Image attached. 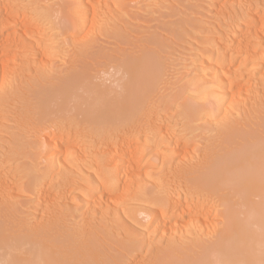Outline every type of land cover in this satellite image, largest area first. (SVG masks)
<instances>
[{"label": "rangeland", "instance_id": "rangeland-1", "mask_svg": "<svg viewBox=\"0 0 264 264\" xmlns=\"http://www.w3.org/2000/svg\"><path fill=\"white\" fill-rule=\"evenodd\" d=\"M245 1L235 0L233 3L232 0H221V2L220 0H81V2L0 0V12L5 9L4 12L11 10L17 14L15 22L13 19L7 20L4 35L0 38V64L3 66L0 65L3 69L0 67V180L5 181L6 185L5 189L0 190V225L14 234H26V239L30 237L28 240L35 238L38 246L41 247L49 238L51 243L46 242L49 246L60 251L70 249L68 252L73 254H76V251L79 254L87 246H91L93 241L92 244L96 243V246H100L98 249H102L98 258L101 259L104 255L101 260H106L107 264L109 259L124 261L126 258L127 262H130L128 264H152L156 260L159 261V256L161 258L170 248L177 249V255L173 258L179 257L178 259L182 261L197 259L199 262L201 259L199 260L197 253L199 247H196V244L206 245L205 240H208L211 234V230L207 228L213 225L220 226L224 219L218 199L211 197L207 201H204L205 199L202 201L203 193L193 191L187 184L185 168L193 167L192 171L195 172L206 165L226 141L225 133L229 132L227 129L236 128L233 127L234 124L239 131L243 133L246 131L245 134H249L246 136L258 134V137L255 135L252 139L254 137L257 139L260 135L264 138V119L262 120L264 66L257 65V67L258 61L254 60L243 62L240 67L236 61L227 64L230 59L228 52L230 53L234 43L229 41L231 37L228 35L232 38L233 35L243 36L242 31L246 32L243 21L249 16H255L257 12V15H264V0ZM215 2L216 4L219 2L218 5ZM85 3H88V8L83 7ZM237 4L241 9L239 11ZM230 6L236 7L234 13L233 9L229 10L231 15L227 8ZM257 6H259L258 11L255 10ZM219 10L220 12L227 10L228 14L217 12ZM261 10H263L262 14ZM93 11L95 16L92 14ZM237 13L239 16H236ZM224 15H227V18ZM241 17L244 19L242 20ZM235 26L238 30L234 28ZM32 30L34 33L31 32ZM28 32L31 33L30 36ZM225 42L231 46L224 45ZM218 43L224 48L222 52L225 55L220 52L222 56L219 57L224 62L227 61L225 69L231 72L237 70V77L228 75L230 81L235 80L243 89L240 94L241 102L237 100L232 103L234 105L222 98L220 103H214L212 106V96L206 94L197 98L195 94L206 82L199 73L200 68L203 67L201 65L206 57H213L212 54L214 55L217 49H221ZM127 57L137 58L142 63L154 67L153 69L149 68L150 65H144L149 68L148 70L151 69L148 72L151 73L150 75L154 73L150 87L148 82L145 84V80L143 81L146 77L144 76L146 68L143 65L144 70L141 71L143 76L140 74L138 77L140 79L134 82L147 85V88L144 87L145 96L142 106L139 107V112L142 108L141 113L129 124L103 120L92 124L84 114L94 103L95 90L104 98V102L116 100L120 95L125 94L130 78L123 68V61ZM237 58L238 61L244 59L243 56ZM77 72L81 74L79 86L67 96L55 95L46 102V111H41V93L57 87L61 81ZM2 74L5 76L3 77ZM139 83L136 85L140 86ZM227 84L225 82V87L228 86ZM226 90V88L223 90L222 96L228 92ZM149 121L154 123L151 124ZM34 123L35 127H33ZM261 124L259 128L258 125ZM154 125H157L156 128ZM165 126L167 130L170 129L168 134L172 133L170 136L172 142L169 145L162 138L163 131H166L163 129ZM251 129H256L257 133L254 131L252 134L248 133L247 131ZM59 130L64 142L54 149L52 144L57 143ZM132 133L145 134L144 146L140 149L142 151L139 150L145 163L142 164L141 170L136 172L140 177L134 178L136 185L129 188L131 191L127 188L128 192L122 185L120 188L123 191L125 189V194L120 188L113 194L115 199L112 200V207L108 208V211L104 204L96 205L97 208L93 211L91 207L83 204L87 199L83 196L85 189L95 181L94 171L97 167L104 173L111 171L105 168L104 161L112 155L114 145L129 141ZM152 133L157 135L153 136ZM150 137L152 138L149 139ZM153 137L156 139L152 140ZM176 143L181 147H187L192 155L191 163L181 161L179 165L183 155L178 153L176 155L175 147L170 148ZM243 145L242 148H248L250 144ZM162 147L169 148V151L168 149L164 150L165 152L161 151ZM51 148L61 154V162L67 157V153L72 155L77 152L76 154L79 155H76L77 160L75 158L73 163L70 160L64 161L62 163L64 166L60 163V167L54 172L55 168L49 167L53 166L51 163L55 161L51 159ZM159 152L166 154L164 156L166 161L176 155L178 163L177 160L168 161L169 167L165 165L166 161L162 164ZM78 156L81 157L78 159ZM175 164H178L177 167ZM146 171L150 178L156 176L153 182V178L145 179ZM136 180L142 183L141 189L136 188L139 185ZM44 183L48 185H43ZM177 194L184 199V206H187L185 204L189 201L193 200L192 203L195 201L197 203L200 200L204 210L201 214L184 216L182 228L185 231H178L174 235L167 232L163 237L159 235L163 238L160 240L155 233L154 235L148 233V230L149 232L151 230L148 229L150 218L161 204L163 207L166 205L168 197ZM163 196L164 199L166 198L164 201ZM199 196L202 198L199 199ZM233 198L239 201V196ZM158 199L163 202H159ZM255 201L261 202L257 198ZM262 206L264 207V203ZM206 207L210 211L206 220L208 227L203 228L199 233L200 236L199 234L197 236L186 223L196 217L201 220L206 218L203 217L208 211ZM238 210L243 212L244 208L238 207ZM50 224L56 225L55 229L59 230L53 231L55 233L52 232V235L50 232L44 237L46 236L44 230H47ZM187 228L189 230H186ZM32 232L36 233V236ZM42 232L44 235L41 234ZM192 245L195 246V250L192 249L193 252L196 251L194 253L190 249ZM70 247H74V251ZM133 248L137 251L134 249L132 253ZM181 249H187L189 254L184 256ZM129 250L132 255L127 253ZM190 257L191 259H188ZM126 260L125 264H127ZM179 260L177 261L180 262Z\"/></svg>", "mask_w": 264, "mask_h": 264}, {"label": "bare ground", "instance_id": "bare-ground-1", "mask_svg": "<svg viewBox=\"0 0 264 264\" xmlns=\"http://www.w3.org/2000/svg\"><path fill=\"white\" fill-rule=\"evenodd\" d=\"M78 1L81 2V0H78ZM237 1H239V0H236V2ZM261 1H263V0H261ZM212 2L214 3V1H212ZM220 2H221V0H220ZM232 2L234 3L235 0L234 1L232 0ZM218 3L216 4V2H215L216 5H218ZM87 4L85 3V5L83 7L88 8ZM221 4H223V3H221ZM242 4H244V3H242ZM237 5L239 6V4H237ZM219 6H221V5H219ZM223 6H224V4H223ZM79 7H80V5H79ZM246 7L248 8V6H246ZM246 7H244V9ZM223 8H221V9H223ZM227 8H228V11L230 9H233V13H234L236 7L231 8V6H230V8L229 7H227ZM247 8L245 9L246 11H247ZM237 9L239 11L240 6ZM223 10H225V8ZM223 10H221V12H220V10L217 12L222 13ZM255 10L258 11L259 6H257ZM4 11H5V9H4ZM4 11L0 12V38L4 35L5 29L7 27V24H6L7 20L10 21V19H13V21L15 22L16 17H17V14L11 10H9L8 12H4ZM81 11L82 10H80V14H81ZM256 11H254V12L256 13ZM217 12H216V14L218 15ZM225 12L227 13V10L224 11L223 13H225ZM262 12H263V10H261V14H262ZM83 13L85 14V12H83ZM228 13L231 15L230 11ZM250 13H252V12L250 11ZM255 13H253V14H255ZM257 13L255 16H249V17H247V19H245L243 21L244 23H242V24L245 26L244 29L246 31V32L242 31L243 36H241L242 35L241 34L239 37L238 36L234 37L236 35L232 34L233 35V38H232L231 35H228L231 37V39L229 41H234V43L231 42L233 44L232 45L233 47H232L231 51L229 50L230 53L228 52V54H230L229 55L230 59H229L227 64H230L231 62L236 61L237 63H239L238 66L240 67L241 63L254 60V61H258L257 64L254 62L256 64V66L257 65L260 67L264 66V15H257ZM84 14H83V16H85ZM92 14L94 15V11ZM253 14H251V15H253ZM236 16H239L238 13L236 14ZM243 19L244 18H242V20ZM233 20H235V19H233ZM240 21H241V19H240ZM16 24L17 23H15V25ZM240 25H241V23H240ZM236 26L234 28L237 29ZM16 27H17V25H16ZM234 28H232V29H234ZM237 30H235V31H237ZM31 32L34 33V30H32ZM239 32H241V31H239ZM227 33H228V31H227ZM237 33H238V31H237ZM244 33H246V34L244 35ZM28 35L30 36L31 33L28 32ZM225 38H227V36H225ZM227 39H229V37ZM217 40H216V43L218 42ZM229 41H228V43H229ZM219 42H221V41H219ZM226 43L227 42H225L224 45L227 46L228 44H226ZM214 45H213V48H214ZM218 45H219V43H218ZM211 46H212V44H211ZM226 46H224V47H226ZM228 46H231V45H228ZM219 47H220V45H219ZM223 49L224 48L217 49L215 51V54L214 55L212 54L213 57H211V58L206 57L205 58L206 60H204V62L201 65L203 67H201V68L199 67L200 68L199 73L203 77V79H206V82H204L202 84V87L197 91V93L195 92V94L197 95L196 96L197 98L201 95H202L201 97H203V95H206V94L207 95L209 94V96H212V98H213V103L211 102L212 106L214 105V103H218L222 98L229 100L231 102V105H234L232 103H234L237 100H240V96H241L240 94L242 93V90H243L242 86H238V84L236 83L235 80L230 81V78H229L230 76L228 77V75H231V74L233 76L235 75V77H237L238 75H236L237 70H235L236 72H234V71L231 72V71H227L225 69V66H226L225 64L227 61L225 60L226 62H224V60L223 59L221 60L219 57L220 52L221 53L224 52ZM225 49L227 50V47ZM222 50H223V52H222ZM223 55H225V54L223 53ZM204 56H206V54ZM220 56H222V55H220ZM237 56L238 57L243 56L244 59L238 61L239 58H237ZM202 59H204V58H202ZM143 61H145V60H143ZM146 64L148 65V63H142V61H140L137 58L127 57L123 61V68L125 69L126 73L129 74L130 78L128 81V85H127L125 94L120 95L118 97V99H116V100H109V101L107 100V102H104V98H102L101 95L98 94V92L95 90L94 93L96 94V96L94 98V103H93V105L91 104L90 107L86 110L84 117L89 118V122H91L92 124L93 123H99L101 120L109 121V122H116V121L117 122H125L127 124H129V122L131 123V121L133 122L134 118H136L139 115V113H141V110H142V108H141V110L139 112V109H140L139 107H140L141 103L143 102V98L145 96V93H144L145 90L144 89L147 88V85H145V84H147L146 82H148L149 87L152 85L151 80H153L152 76L154 73L152 72V75H150L151 73H148V72L151 71V69L150 70H148V69L150 67H152L154 69V67L149 64L150 65V66L148 65L149 68H146L147 66H144ZM255 64H253V65H255ZM142 65L146 68V71H147V72L145 71V73H144V76L146 75V77H144V78H146V79H144L142 77L143 75H142L141 71L144 70V67ZM2 67H1V69H2ZM142 67H143V69H142ZM6 72H7V70H6ZM140 74L142 75L141 78H143V81L145 80L144 81L145 86L140 85L141 82L140 83L136 82V83H139L141 88H140V86L136 85V83H134L137 79H140V78H138L140 76ZM2 75H3V77L5 76V74H2ZM6 77H5V79H6ZM139 81H141V80H139ZM80 82H81V74H80V72H77V73H74L73 76L67 78L66 80L61 81L60 84L57 85V87H55L51 90H48L47 92H42L41 96H40V100H41L40 109H41V111H43V112L46 111V109H45L46 105L45 104L48 100H51V98H53L57 94L62 95V96H67L72 90H74L76 87L79 86ZM144 82H142V84ZM149 82L151 84H149ZM199 82H202V81H199ZM220 82H222L223 84H221ZM225 82L228 83L227 84L228 88L225 87L226 86ZM217 83H220V84H217ZM225 88L228 90V92H226L225 95L222 96L221 93H223V90H225ZM240 102H241V100H240ZM211 104H209V105H211ZM238 104H239V102H238ZM262 107H263V105H262ZM230 108H232V107H230ZM262 109H264V108H262ZM103 111H105V114H103ZM263 119H264V117H262V120ZM153 121L152 122L149 121V122H151V124H153L157 120H155L154 122ZM260 123H262V121H260ZM151 124H149V125H151ZM234 125L235 126H233V127H236V128L231 129V130L227 129L229 132L226 131V133H225L226 134V137H225L226 141H224L223 144L216 151V153L211 156V160L208 163H206V165L201 166V168H199L195 172L192 171L193 167H192V169H191V167H188L189 169L185 168L186 169L185 181L187 182V184L192 188L193 191L200 193V194L203 193L202 195H204L203 199H201L202 197H200V196H199V199H201L202 201L204 199H205L204 201H207L211 197L218 199V201H219L218 204H220L219 206L221 207V215L224 219L223 224H221L220 226H214L213 225V226H211L212 228L211 227L207 228V229L211 230V234H210V236H208L209 237L208 240H205V241H207V244L205 242L206 245H202L203 243L199 244L200 246L198 244H196V247L197 246L199 247V250L197 252L199 260L201 259L199 262L197 261V259L196 260L194 259L195 261H193V260L188 261L186 259H185V261L184 260L182 261V260L178 259L179 257L173 258L174 256L176 257V255H177L176 254L177 249L174 250V248H170V250L168 249L167 253L165 252L164 254H162L161 258L159 256V261L155 259L158 262L154 261L152 264H264V207L262 206V204L264 203V138L261 137V135H260L259 138L256 139V137H254V139H252V136L256 135V134L255 135L252 134V131H254V133H257L256 129L255 130L251 129V131H247L248 133L250 132L252 135L250 134L251 136H246V135H249V134H245L246 131L243 133L241 130L239 131V129H237L236 124H234ZM156 126H155V128H156ZM258 126H260L259 128H261L262 124L258 125ZM33 127H35V123H34ZM58 128H59V126H58ZM230 128H232V127H230ZM128 129H130V128H128ZM157 129H158V127H157ZM163 129L166 131H163L164 136H162V138L164 140H166V144L169 145L172 142V141H170V136H172V133H171V135L168 134V133H170V131H168L170 129L167 130L166 126ZM161 130H162V128H161ZM128 131H127V133H128ZM155 131H157V130H155ZM158 132H160V131H158ZM59 133H60V130H59ZM262 133H263V131H262ZM129 134H127V135H129ZM139 134H141V133H139ZM139 134L133 135V133H132V135H131L132 137L129 141H125V142L120 141L121 143L119 142L120 143L119 145L118 144L117 145L115 144L116 146L114 145L115 149H114L112 155L109 158H107L106 161H104L105 168L111 169L110 172L104 173V172H102L103 170L98 169V167L95 169V171H94L95 181L93 183L89 184L87 187L85 186L86 189H85V192L83 194V196H86V198H87L84 200L85 203H83V204H86V205H88V207H91L93 211H95V208H97V206H99V204L100 205L104 204L107 208V211H108V208L112 207L111 206L112 200L115 199L113 197V194H115L122 185L125 189H127V188L129 189L133 185H136L134 182V180H135L134 178L140 177V174L138 175L137 173L141 170L142 164L145 163V162H143V159L141 157L142 152L140 153V151H142L140 149L142 148V146H144L143 141L145 138H143V137H145L144 136L145 134L144 135H139ZM34 135H36V134H34ZM152 135H153V133H152ZM154 135L156 136L157 133ZM150 136H151V134H150ZM256 136L258 137V134ZM147 138H148V136H147ZM151 138L152 137H150L149 139H151ZM56 139H57V137H56ZM149 139H148V142H149ZM154 139H156V137L155 138L153 137L152 140H154ZM57 140H56L57 143H55V145L52 144V147L54 149L57 148L58 145H60V144L62 145L64 142L63 141L64 137L61 133L59 134ZM37 142H40V141L37 140ZM243 144H246V145L250 144V145L248 146V148H242V146L244 147ZM172 147H175L174 149H176V150L174 152L176 155H177V153L183 155L182 159L179 158L180 155L178 156V159H180L179 165L182 163L181 161H185V162H187V164L191 163L192 155H190L186 146H185L186 148L184 146L181 147V146H179L178 143H176L174 146L173 145L170 146V148H172ZM239 147H241V148H239ZM162 149L163 150H161V151H164L167 149L169 151V148L165 149V147H162ZM51 150H52V148H51ZM38 151H40V150H38ZM65 152H67V151L65 150ZM65 152H64V155L62 154L64 157L66 154ZM76 153L77 152H75L72 155L71 154L68 155V153H67L66 154L67 157L64 158L63 162L64 161L68 162V160H70L71 163H73V160L75 161V158L77 160L76 155H79ZM161 153H163V152H159V154H161ZM166 153H167V151H166ZM60 155L61 154L59 152H57L56 150H52L51 159L53 158L52 161L53 160H55V161H53V163L50 162L51 164H53V166L50 165L49 167L55 168L54 172L57 171L58 168L60 167V165L63 163L60 160ZM165 155H163V154L160 155L161 156L160 161L162 164H164V162L166 161L165 157H164ZM176 155L171 156L170 157L171 160H168L166 157L167 161H166L165 165L168 166L167 165L168 161L173 162L174 160H177ZM62 157H61V159H62ZM80 157L78 156V159ZM177 163H178V160H177ZM46 165H48V164H46ZM177 165H176V167H177ZM63 166H61V167H63ZM44 170L46 171V169H44ZM147 171H146V173L144 172V176L146 177L145 179L150 178L147 175L149 171L148 172ZM44 173H46V172H44ZM44 175H46V174H44ZM154 177H156V176L152 177L153 178L152 182L154 181V179H156ZM152 178H150V180ZM52 179H53V176H52ZM49 180H50V178H49ZM130 180L132 183L134 182V184H132L130 182ZM51 181H53V180H51ZM51 181H49V183H51ZM83 181L84 180H82V183H83ZM136 181H138V180H136ZM46 182H48V181H46ZM147 182H150V181H147ZM155 182H157V181L155 180ZM158 182H159V180H158ZM46 184L44 183L43 185H46ZM138 184L139 185L136 186V188L141 189L142 186H140V185H142V183L140 184V182L138 181ZM163 184H165V183H163ZM85 185H87V183ZM156 185L158 188L159 187L158 183ZM40 186H41V184H40ZM3 188L4 189L6 188L5 181L3 182L2 180H0V190H2ZM42 188H45V186L44 187L42 186ZM125 189L123 191L122 188H120V190L124 194H125ZM128 189H127V191H128ZM163 189L165 190V188H163ZM127 191H126V194L131 190L129 189V191L128 192ZM171 191H172V189H171ZM162 192H163V190H162ZM172 192H171V194H172ZM163 193H161V194L164 195L165 193L164 194ZM169 194H170V191H169ZM167 196H169V195L167 194ZM171 196H173V195H171ZM235 196H239V201L234 200L233 197H235ZM165 197H166V194H165ZM168 198H167L168 199L167 203L164 207L161 206V205H163V204H161L157 210L155 209L156 211L154 212V215L152 218H150L148 216L151 219L150 227L148 226V229L151 228L150 232L148 230L149 234L151 233L152 235H154V233H155L158 237H159V235H160V237H163V235L166 234L167 232H169V234H173V235H174V233H176L178 231L183 232V230L185 231V229L182 228L183 227L182 223H184V221H183L184 216H186L187 214H201L202 211L204 210V208H202L203 206L199 202L200 200H198L197 203H196V201H195V203H192L193 200H192V202L189 201L188 202L189 204L187 203V204H185L187 206H184V203H185L184 199L181 196H179V194H177L173 197H168ZM255 198L259 199L261 202L255 201ZM162 199H163V201L166 200V198L164 199V196ZM81 200H82L81 202H83V198ZM158 200H159V202L162 201L161 199H158ZM154 204H155V202H154ZM217 205H215V206H217ZM238 207L244 208V211L243 212L239 211ZM103 208H105V207H103ZM205 209L208 210L206 213L203 214V217H206V218L201 220V219H198V217H196L192 220H188L186 223L190 226L189 229L192 230V232L195 233L197 236L201 231H203V228L205 229V227H208V225L206 224L207 223L206 220H207V214H209L210 211H209L208 207H206ZM125 212L127 213V211H125ZM129 216L132 217L130 214H129ZM150 216H152V215H150ZM50 225L51 226H49L48 228L46 227L47 230H44L47 233L46 234L44 232L46 235L44 237H47V235L50 232H51L50 235H52L53 233H55L56 231L59 230V229L58 230L55 229L56 225H53V224H50ZM57 227H59V226H57ZM189 229L187 228L186 230H189ZM53 231H55V232H53ZM28 232H30V231H28ZM33 234L35 235L36 233H33ZM41 234H43V232ZM38 235L39 234L37 232V236ZM43 235H41V237ZM59 235H61V234H59ZM30 236H32V235H30ZM56 236H58V235H56ZM199 236H200V234H199ZM41 237H40V239H41ZM148 237L150 238L149 235H148ZM26 238H27L26 234L25 235L14 234V233L10 232L9 230H6L3 226L0 225V263H3V264H107L106 260H105L106 262L104 260L103 261L101 260L104 257V255L101 259L98 258V255L101 254L102 249H98L100 246L99 247H98V245L96 246V243L92 244V243H94L93 241H92V243L90 242L91 244L88 243L91 246H87L84 250L80 251L79 254H77L78 251H76V254H73V253L68 252L70 249L67 251H60V250L56 249L55 247L53 248L52 246H49V244L46 243L47 241L51 240L49 238L47 241L44 240L45 242H44L42 247L38 246V241L35 238H34V240H28L30 237L28 239H26ZM31 238H33V237H31ZM45 239H47V238H45ZM161 239H163V238H160V240ZM66 244H67V242H66ZM53 245L55 246V244H53ZM56 245L59 246L58 244H56ZM82 245H80V246H82ZM192 246H190V249L195 250L194 249L195 246H193V248H191ZM61 247H63V246H61ZM57 248H59V247H57ZM70 248L71 249L73 248L72 251H74V247H70ZM134 249H136V248L132 249V253H133ZM75 250H76V246H75ZM193 250H192V252H193ZM136 251H137V249H136ZM187 251H188L187 249H181V252L184 254V256L186 254H189L188 253L189 251L188 252ZM194 252H196V251H194ZM127 253H130L132 255L130 250ZM126 259H124V261L123 260L117 261V259H114V260L109 259L110 261L108 264H125ZM176 259L179 260L180 262H178ZM188 259H191V257ZM126 262H127V260H126ZM128 262H127V264H128Z\"/></svg>", "mask_w": 264, "mask_h": 264}]
</instances>
